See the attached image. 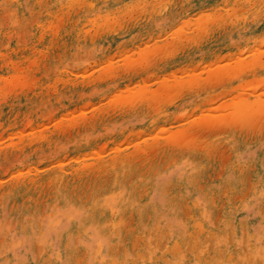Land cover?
I'll return each mask as SVG.
<instances>
[{
	"label": "rangeland",
	"instance_id": "374dc122",
	"mask_svg": "<svg viewBox=\"0 0 264 264\" xmlns=\"http://www.w3.org/2000/svg\"><path fill=\"white\" fill-rule=\"evenodd\" d=\"M58 1L59 2L56 0L55 2L54 0H0V249L1 247L3 248L8 239L12 238L15 232L18 233V230L22 227L28 226L27 232L29 233H31L32 230L36 232V230L39 229L41 235L43 232L42 229H46L48 220L54 219V217L59 214L58 210L62 207V201L61 199L59 200L61 194H58L59 184L62 182L59 177L64 175V178H68V172H70L73 166L85 163L88 164V166L90 165L85 172L73 173L71 175V179H75V181L72 182L74 187L71 190L70 199L73 200L77 206L80 205V207L86 211L91 212V208H96L95 211L100 213L101 209L105 211L101 205L103 203L108 205L113 204L111 203L112 198L118 194L115 190L110 191L112 185H116L114 184L115 179H122L127 191L131 188L132 190L130 191H140L146 180L149 179L154 182L155 179L171 171L177 164L180 165V162L186 157L191 156L192 159L195 160V164L199 162L201 166L204 165L211 171L215 170L214 172H216L212 174L214 178L209 182V185H214L218 191V196L216 197L217 208L213 219V226L214 228L221 227L223 220H225L223 216L227 206L226 199L228 200L229 195H232L233 199L237 197V201L236 199L234 200L236 203H239L241 200L244 201L249 197L250 191L253 190L252 187L255 186L254 189L258 187V182L255 180L256 174L254 173L256 172V168H254L253 171L251 165L259 164L256 163V160L248 164V161H246L248 160V156H246L248 149L242 147V137L239 136V140H236L232 135L230 138L231 133L212 131L211 128L210 130L205 128L206 130L202 129V131L197 132L195 138L188 137L190 138L189 140H186L188 138L177 137L179 140L177 138H169L172 137L173 131L177 132L180 128L195 124V122L199 120L198 117L200 115H198V113H203L204 117L214 118L218 115L228 116V114L229 117H232L234 112H236L234 109L236 108V104L234 103L235 100H233L234 98L232 97H235L236 94L231 95V93H228L226 94L227 96H224L225 98L204 99V97L211 91H219L221 87L228 82L232 85L238 83L235 80H230L235 73V69H232L236 60H234V58L237 55H239L240 59L248 58L256 53L251 49L257 45H260V49L262 48L261 51H264V47H261L262 44H264V5H262L264 0ZM86 3L89 4L90 7ZM170 3L173 4L171 5ZM144 5L145 7L143 8ZM93 7L96 8L94 9ZM159 7L161 8L159 9ZM258 7L260 8L258 9ZM150 8L151 10H149ZM152 9L154 11H152ZM158 9L162 11L159 12ZM80 10H83V12ZM198 12L199 14H197ZM242 14H244V16ZM245 14H247V16ZM252 14L254 15L252 16ZM51 16H55V18H51ZM98 16H101V18ZM93 17L94 19L91 20L90 18ZM74 21L76 23H74ZM109 21L111 23H109ZM190 21L193 26L190 24ZM182 23H184L185 26ZM106 28L109 31H107ZM196 29L198 31H196ZM212 29H215V31ZM94 30L97 32H94ZM204 31L207 33H205L206 35L203 33ZM90 32L92 33L90 34ZM193 33L194 36L192 35ZM200 34L201 36H199ZM165 40L167 41L163 42ZM83 41L86 42L84 43ZM82 44H84V46ZM172 45L175 47H171ZM59 46L61 47V51L58 50V48L60 49ZM247 48L251 51H246ZM241 49L243 51L239 53ZM152 50L153 52H151ZM235 52L237 53L236 55ZM138 53L141 55H137ZM154 53L156 54L154 55ZM166 55L168 56L166 57ZM220 56H222V59H220ZM141 57H144V59ZM156 57L157 59H155ZM145 59L148 61L145 62ZM106 61L107 63H105ZM219 61L223 64L221 65ZM207 63L212 65L211 67L213 68L209 67V65L205 66ZM190 67H192L193 70H190ZM198 67H201V70ZM216 67H222V70L225 69L222 75L219 76L218 83L216 82L218 77L207 79L209 72L216 69ZM194 68L196 71H194ZM114 69L117 70L114 71ZM130 69L132 70L130 71ZM227 69H230V71L227 72ZM189 70L191 73H189ZM199 70L200 72H198ZM149 71L150 73H148ZM183 71L189 72L185 74L182 73ZM179 72H181V76ZM195 72L196 74H194ZM112 73H116V76ZM104 74L108 75L110 78ZM173 76L174 79H172ZM156 78L160 80L158 81ZM255 79V77H250L251 81L249 83H243L246 89H251V86L256 84ZM97 81L99 82L97 83ZM36 83H39V85ZM252 83L255 84L252 85ZM247 85H249L250 88ZM134 88H136V90H134ZM167 89H171L172 91ZM141 90L150 94L148 98L143 101L144 103H134V105L133 103H128V105L117 106V100L123 97H125L124 99H126V97L128 99L129 96H136ZM119 91H121V93ZM163 91L166 92L164 93ZM196 93H199L201 97L203 96L202 98L200 97V101L196 103V105L185 104L182 107L176 106L179 103L177 101L186 100L188 102L187 97H192ZM259 94L260 92L256 93L254 96ZM57 95L58 97H56ZM114 95L115 100L113 99ZM167 96L168 98H165ZM172 96L173 98H171ZM164 98L165 100H163ZM43 101L45 102L43 103ZM150 102H153V104ZM215 102H219L220 105L224 104L223 106L225 108L222 109L225 110L224 113L220 110V114ZM114 104H116V107ZM226 104H230V106ZM203 107H208V109ZM211 107L216 108L214 109ZM154 108L159 110L156 111ZM200 108L202 109L199 112ZM226 109L229 110V113ZM202 110L204 111L202 112ZM207 110H210V112L214 114L206 113L208 112ZM93 111L95 113H93ZM62 112L64 114L67 113V117L64 116ZM68 112H71V114ZM121 113L124 115H121ZM193 113L197 115L195 116ZM72 114L76 116H72ZM164 114H169V116H171L169 122L172 123L170 124L167 122L166 125L169 123L168 126H165V124L163 125ZM258 115L254 121V126L257 130L256 128L250 130L253 132H251L252 134L248 133V136L251 134L253 137L247 136L245 140L247 142L248 140L251 141L250 144H258V147L261 146L257 148V154L258 156H264V140H262L264 139V131L261 132V130H264V113ZM155 122H158L159 126L156 125L154 128H151V123ZM161 124L165 127L161 126ZM30 127L35 129L32 130ZM175 129L177 130L175 131ZM151 131H154L155 134ZM32 133L36 136L34 137ZM140 134L141 136H139ZM124 138L127 141H132L134 138L137 139L129 144H125L126 141ZM258 138L261 140V143ZM183 139L186 140V142ZM122 140L123 142H121ZM181 141L184 143L182 144ZM116 142L121 148H125L120 149L118 146L116 147L117 144H114ZM123 144L126 146H123ZM210 144H213V147L217 149L219 153L220 151L226 153L229 151V153H231L232 149H235L233 152L235 155L231 154L230 156L223 157L218 156L215 152H213V155L209 152L210 158L208 157V159H206L205 157L207 156L204 155L205 152L203 149L206 145ZM134 145H140L141 148H139L137 153L132 154L130 149L133 148ZM151 145L153 146L150 147ZM199 145L203 146L200 147ZM142 146H144V148H142ZM181 146H187V148L184 149L186 151L184 152V156H186H183L184 159L180 158L181 155H177L176 153ZM94 147L97 148V150L94 149ZM109 147L111 151H109L110 149L108 150ZM189 147L190 151H187ZM100 148H102V150ZM103 149L106 151H103ZM143 149L146 151H142ZM128 150L131 156L127 158V161L120 162L121 164H117V162V165L115 164L114 166L111 164L116 153ZM96 151L103 153H101L102 155L99 153L96 154ZM104 152L108 153L104 154ZM84 153L89 157H84ZM77 154H80V157H78ZM238 155L243 156L242 165H245L243 168H247L249 174L248 175L246 172L243 174L242 168L238 172L235 180H241L244 183L242 186L231 185L223 181L224 170L229 163L238 159ZM58 159L60 160L57 161ZM170 161H172V163ZM85 178L89 181L92 179V181L89 182ZM207 185L208 183L203 182V189H205ZM78 194L80 197H77ZM244 194H246V196ZM238 196H243V198H239ZM185 202L187 204V201ZM114 206L116 207V205ZM183 209L186 208L183 207ZM48 210L51 211L48 212ZM219 210L221 215L217 216ZM185 211L187 212V209ZM47 213L49 214L47 215ZM91 213L94 214L97 212L93 211ZM41 214H44L43 219ZM47 218L48 220H46ZM39 220L42 221L40 222ZM11 234L13 235L11 236ZM75 240L78 242L77 238H75ZM39 253H41V250Z\"/></svg>",
	"mask_w": 264,
	"mask_h": 264
},
{
	"label": "bare ground",
	"instance_id": "6f19581e",
	"mask_svg": "<svg viewBox=\"0 0 264 264\" xmlns=\"http://www.w3.org/2000/svg\"><path fill=\"white\" fill-rule=\"evenodd\" d=\"M56 1L59 2L58 0H56ZM54 2H55V0H54ZM79 4H81V3H79ZM90 4H92V3H90ZM81 5H83V4H81ZM87 5L90 7L89 4H87ZM148 5H150V4H148ZM251 5H253V4H251ZM262 5H264V3H262ZM144 7H145V5L143 6V8ZM93 8H92V10H93ZM151 8L149 10H151ZM160 8L161 7H159V9ZM259 8L260 7H258V9ZM83 9H84V7H83ZM258 9H257V11H258ZM165 10H166V8H165ZM230 10H231V8H230ZM80 11L83 12V10H80ZM152 11H154V10L152 9ZM161 11L162 10H159V12H161ZM52 12H54V11H52ZM72 14H73V12H72ZM197 14H199V12ZM234 14H235V12H234ZM242 15L244 16V14H242ZM245 15L247 16V14H245ZM253 15L254 14H252V16ZM77 16L79 17L78 14H77ZM227 16H229V15H227ZM51 18H55V16L54 17L51 16ZM99 18H101V16ZM74 19H75V17H74ZM90 19L92 20V19H94V17L90 18ZM50 20H52V19H50ZM113 21H115V20H113ZM218 21H220V20H218ZM223 21H225V20H223ZM74 23H76V22L74 21ZM109 23H111V22L109 21ZM88 24H90V23H88ZM91 24H93V23H91ZM182 24L184 25V23H182ZM190 24H191V21H190ZM133 26H135V25H133ZM98 28H99V26H98ZM205 28H204V30H205ZM112 29H114V28H112ZM115 29H116V27H115ZM122 29H124V28H122ZM96 30H94V32ZM117 30H118V28H117ZM212 30L215 31V29H212ZM212 30H211V32H212ZM107 31H109V30L107 29ZM110 31H112V30H110ZM196 31H198V30L196 29ZM205 31L203 32L204 34L206 33ZM91 33L92 32H90V34ZM203 33H201V34H203ZM103 34H104V32H103ZM201 34L199 36H201ZM215 34H216V32H215ZM106 35H107V33H106ZM192 35L194 36V33ZM207 36H206V38H207ZM81 38H82V36H81ZM90 38H92V37H90ZM166 41L167 40H165L163 42H166ZM192 41H194V40H192ZM195 41H196V39H195ZM202 41H204V40H202ZM107 42H109V41H107ZM209 42H210V40H209ZM56 44H58V43H56ZM76 44H77V42H76ZM82 45L84 46V44H82ZM60 46H61V44H60ZM119 46H121V45H119ZM165 46H167V45H165ZM191 46H192V44H191ZM201 46H202V44H201ZM171 47H175V46L172 45ZM185 47H184V49H185ZM261 47H264V44H262ZM132 49H133V47H132ZM132 49H131V51H132ZM242 49L239 50V53L241 51H243ZM261 49H260V45L254 46L251 50L255 51L256 53H254L253 55H251L248 58L240 59L239 55H237L236 57L234 56L235 58L234 57L233 58H234V60L235 59L236 60H235V64L233 65V69L232 70L235 69L234 70L235 73H234L233 78H230V80H235L238 83L235 84V85H232V84H230L228 82L226 85L221 87V89L219 91H217V92L216 91H211L204 97V99H208V98H222L224 96H227L226 94H228V93H231V95L232 94H236L235 97L232 96L234 98V99L233 98L232 99L235 100L234 103L236 104L235 105L236 108H234L236 112H234L232 117H229V114H228L229 110L228 109H226L227 112H228L227 113L228 116L218 115V116H216L214 118L204 117L203 113H201V114L198 113V115H200L198 117L199 120L197 122H195V124L186 126L184 128H180V129H178L177 132L173 131L172 132L173 134L172 135L170 134L172 137L169 138V139L177 138V137L178 138H185V139L188 138V137H190V138L194 137L195 138L197 136V135H195L197 132L202 131V129L206 130L207 128L209 130L211 128L212 131H218V132L221 131V132H225V133H231L230 138H231L232 135H233V137L236 140H239V136L242 137V143L244 144L243 145L241 143L242 147H244V149H248V151L246 153L247 154L246 156H248L247 157L248 160H246V161H248V164H250V162L253 161V160H256V163L259 164V165H253V166L251 165V167H253L252 168L253 171H254V168H256L255 169L256 172H254L256 174V176L255 175H253V176H255V180H257V182H258L257 183L258 187L255 188V189H254L255 186L252 187L253 190L250 191L251 193L249 192L250 193V195L248 194L249 197L246 200H244V201L243 200H241V202L238 201L239 203H236L235 200H234L237 197L233 199L232 195H229L228 200L226 199L227 206H226V209L224 211V216H223V218L225 220H223V222L221 224V227L214 228V226H213V224H214L213 223V219H214L216 208H217L216 197L218 196V191H217V188H215L214 185H209V182L212 181V179L214 178V175H212V174L213 173L215 174L216 172H214L215 170L211 171L209 168H206L204 165L201 166L199 162H197L198 164H195V160H193L191 156L190 157L189 156L188 157L184 156L185 155L184 152H186L184 149H186L187 146H181L180 148H178L176 153H177V155H181L180 158H182V159H184V157H186V158L183 161L180 162V165L177 164L171 171H169L167 174H164L161 177L155 179L154 182L152 180H149V179L146 180L144 182L143 187L140 189V191H130V190H132V188L129 191H127L124 181L122 179H119V178L115 179L114 180V184H116V185L115 186L112 185V187L110 188V191L115 190L116 192H118V194L116 196H113L112 201H111V203H113V204H109L108 205V204L103 203L101 205L102 208L105 209V211H102V209H101L100 213H98V211H95L96 208H93V209L91 208V210H92L91 212H93V211L97 212V213H94V214L91 213L90 211H86L85 209L80 207V205L77 206V204L73 200L70 199L71 198L70 197V193H71L72 188L74 187L72 182L75 181V179L74 180L71 179V175L73 173H78V172H82L83 173L90 167V165L88 166V164H86V163L85 164H81V165L73 166L71 168L70 172H68L69 173L68 178L70 180L67 177L64 178V175L59 177V179L62 180V182L59 184V188H58V194L59 193L61 194L60 197H59V200L61 199V201H62V207L58 210L59 214L57 213L58 215L57 216L55 215L56 217H54V219H49V220H48V218L46 219V220H48V223H47L46 229H42L43 232L41 233V235H40V230L39 229H37L36 232H34V230H32L31 233L27 232V230L29 228L28 226L22 227L20 230H18L19 232L18 233L15 232L14 235L11 234V236L13 235V237L9 238L8 241L6 242V244L4 245V247L3 248L1 247V249H0V264H264V156L260 155L261 156L260 157L257 154V148H260L261 146L258 147V144H256V145L250 144L251 141H249L247 139L248 142H249V144H248V142L245 140V138L248 136V133L253 132V131H250V130H253V128L254 129L256 128L254 126L255 118H257L259 116L258 114L264 113V51H261ZM58 50L61 51V47H60V49L58 48ZM246 51H249V49L247 48ZM127 52H128V50H127ZM151 52H153V50ZM179 52H180V50H179ZM139 53L137 55H141ZM156 53H158V52H156ZM156 53H154V55ZM170 53H172V52H170ZM236 54L237 53L235 52V55ZM247 54H249V53H247ZM160 55H161V53H160ZM168 55H166V57ZM134 57H136V56H134ZM164 57H165V55H164ZM169 58H170V56H169ZM139 59H140V57H139ZM142 59H144V57ZM155 59H157V57ZM171 59H173V58H171ZM220 59H222V56H220ZM228 59H229V57H228ZM159 60H160V58H159ZM234 60H232V61H234ZM107 61L105 63H107ZM146 61H148V60L145 59V62ZM198 62H201V61H198ZM229 62H231V61H229ZM219 63H220V61H219ZM214 64H213V66H214ZM206 65H209V64L207 63V64H205V66ZM211 66L212 65H209V67H211ZM215 66H217V65H215ZM98 67H100V66H98ZM122 67H123V65H122ZM201 67L200 68L198 67V68L201 70ZM195 68H197V67H195ZM211 68H213V67H211ZM221 68L222 67H216V69H213L211 72H209V74L207 75V79L218 77L217 80H216V82L218 83L219 76L222 75L223 71L225 70V69L222 70ZM189 69L193 70L192 67H190ZM116 70L114 69V71H116ZM131 70L132 69H130V71ZM200 70L198 72H200ZM194 71H196V69ZM203 71H204V69H203ZM228 71H230V69H227V72ZM106 72H107V70H106ZM188 72L187 71L186 72L183 71L182 73L186 74ZM125 73H126V71H125ZM148 73H150V71ZM153 73H155V72H153ZM189 73H191V71ZM112 74H114V73H112ZM194 74H196V72ZM225 74H223V75H225ZM104 75H106V74H104ZM179 75L180 76L182 75L181 72H179ZM106 76L109 77L108 75H106ZM174 76L172 77V79H174ZM250 77H255L256 78L255 79V81H256L255 83L256 84L252 83V85L253 84H255V85L251 86V89H246V86H244L243 83H249L251 81ZM99 78H100V76H99ZM113 78H114V76H113ZM156 79L158 81L160 80L158 78H156ZM161 79H163V78H161ZM142 80H143V78H142ZM94 81H96V80H94ZM149 81H147V82H149ZM31 82H32V80H31ZM98 82L99 81H97V83ZM155 82H157V81H155ZM33 83H34V81H33ZM36 84L39 85V83H36ZM57 84H59V83H57ZM135 84H137V83H135ZM145 84H147V83H145ZM133 85H134V83H133ZM142 85H143V81H142ZM249 85H247V86H249ZM98 86H100V85H98ZM212 86H213V84H212ZM129 87H130V85H129ZM126 88H128V87H126ZM249 88H250V86H249ZM60 89H61V87H60ZM164 89H165V87H164ZM51 90H52V88H51ZM134 90H136V88H134ZM167 90H169V89H167ZM169 91H172V90L170 89ZM169 91H167V92H169ZM36 92H37V90H36ZM54 92H55V90H54ZM119 92L121 93V91H119ZM188 92H189V90H188ZM259 92H260L259 95L254 96L256 93H259ZM46 93H47V91H46ZM183 93H182V95H183ZM117 94H118V92H117ZM149 95L150 94H148L146 91L141 90L138 94H136V96H133V97L129 96V98L132 97L130 99L129 98L127 99V97H126V99H124L125 97H123V98L119 97L120 99L116 98V99H119V100L116 101V104H117V106H124L126 104L128 105V103H130V104L133 103V105H134V103H136V104L137 103H141V102L144 103L143 101L146 100ZM168 96L165 97V98H168ZM56 97H58V95ZM200 97L201 96L199 95V93H196L192 97H187L188 102L186 100L177 101L179 103L176 106L177 107H182L185 104H189V105L195 104L196 105V103H198L200 101ZM114 98H115V95H114L113 99ZM165 98L163 100H165ZM171 98H173V96ZM170 100H168V101H170ZM44 102L45 101H43V103ZM111 102H112V100H111ZM150 103L153 104V102H150ZM234 103L232 101L233 105H234ZM116 104H114L115 107H116ZM210 104H209V106H210ZM216 104H217V109L219 110V112L221 110L224 113L225 110H222V109L225 108L223 106L224 104L220 105L219 102L216 103ZM221 104H222V102H221ZM114 105H113V107H114ZM226 105L230 106V104H226ZM149 106H150V104H149ZM154 106H155V104H154ZM208 107L207 108L203 107V108L208 109ZM211 108H214V107H211ZM154 109H156V111L159 110V109L157 110V108H154ZM164 109H165V107H164ZM167 109H168V107H167ZM201 109L202 108L199 109V112L201 111ZM204 110H202V112ZM129 112H131V111H129ZM68 113L71 114V112H68ZM72 113H74V112H72ZM93 113H95V112L93 111ZM206 113H211V112L209 110ZM66 114L67 113H65L64 116H66ZM176 114H177V112H176ZM193 114H195V113H193ZM211 114L213 115L214 113H211ZM220 114H221V112H220ZM93 115H95V114H93ZM121 115H124V114L121 113ZM196 115L197 114H195V116ZM64 116H63V118H64ZM72 116H76V115L72 114ZM70 117H71V115H70ZM70 117H68V118H70ZM126 117H128V116H126ZM170 117L171 116H169V114H164V116H163V120H164L163 121V125L165 124V126H168V124L170 123L169 122ZM61 118H62V116H61ZM167 122H169V123L166 125ZM260 122H261V120H260ZM116 123H118V122H116ZM156 125L159 126L158 122L151 123V126H152L151 128H154ZM163 125L161 124V126H163ZM87 126H88V124H87ZM165 126H163V127H165ZM68 127L70 128L69 125H68ZM30 128L32 129V127H30ZM69 128H68V130H69ZM33 129H35V128H33ZM59 129H61V128H59ZM159 129H160V127H159ZM176 130L177 129H175V131ZM256 130H257V128H256ZM262 131H264V130H261V132ZM151 132H154V131H151ZM254 132H255V130H254ZM147 133H149V132H147ZM40 134H42V133H40ZM154 134H155V132H154ZM251 134H250V136H252ZM256 134H257V132H256ZM258 134H259V132H258ZM15 135H17V134H15ZM32 135H33V133H32ZM156 135H157V133H156ZM139 136H141V134ZM250 136H248V137H250ZM7 137H8V135H7ZM137 138H134V140L137 139ZM151 138H153V137H151ZM190 138H188L186 140H189ZM167 139H168V137H167ZM134 140L127 141L125 139L126 143H125V141H124V143L125 144H129V143L133 142ZM186 140H184V141L186 142ZM255 140H253V141H255ZM258 140H260V139L258 138ZM262 140H264V139H262ZM182 141H181V143L183 144L184 142H182ZM98 142H100V141H98ZM121 142H123V140ZM166 142H168V141H166ZM260 143H261V140H260ZM114 144H117L116 147L118 146V148H120V149L125 148V147L121 148L120 145H118L117 142L114 143ZM125 144H123V146ZM202 144H204V143H202ZM152 146L153 145H151L150 147H152ZM202 146H200V147H202ZM174 147H175V145H174ZM139 148H141L140 145L139 146L138 145H134L133 148L130 149L131 150L130 152L132 154H135V153L138 152ZM142 148H144V146H142ZM94 149L97 150V148H95V147H94ZM100 149L102 150V148H100ZM158 149H160V148H158ZM200 149H202V148H200ZM108 150L111 151V148L109 147ZM112 150H113V148H112ZM114 150H115V148H114ZM144 150L145 149H143L142 151H144ZM234 150L235 149H232L231 153H229V151H228V153H226V152H222V151L219 150L220 151V153H219L217 151V149H215L213 147V144L206 145V147L203 149V151L205 152L204 155L207 156V157H205L206 159H208V157L210 158L209 155H210V153L213 155V152H215L218 156H223L224 157V156H230L231 154L233 155L234 154L233 153ZM103 151H106V150L103 149ZM187 151H190V147L188 148ZM130 152L128 150V151L116 153V155H114V157L112 159L111 164L114 166L117 162H118L117 164H121L120 162L127 161V158L131 156ZM97 153H99V152L96 151V154ZM101 153H103V152H100L99 154H101ZM106 153H108V152H104V154H106ZM77 155H78V157H80V154H77ZM83 155H84V157H89V156H86L85 153ZM87 155H89V154H87ZM90 155H92V154H90ZM93 156H96V155H93ZM214 157H216V156H214ZM242 157L243 156H241V155L239 156L238 155V159H236L232 163L228 164V166L224 170L225 172H223L224 173V177H223V181L224 182L226 181L227 183H230L231 185H237V186H239V185L242 186L244 184L241 180L240 181L235 180L236 177H237V174L241 170V168H242L243 174H245V172L248 174L247 168H243V166L245 167V165H242V162H243V158ZM59 160L60 159H58L57 161H59ZM77 160H79V159H77ZM77 160H75V161H77ZM84 160H86V159H84ZM222 160H223V158H222ZM170 162L172 163V161H170ZM91 165H92V163H91ZM166 166H167V164H166ZM122 167H123V165H122ZM95 168H96V166H95ZM153 168H156V167H153ZM218 169H220V168H218ZM216 171H218V170H216ZM155 173H156V171H155ZM90 177H91V175H90ZM53 178H54V176H53ZM79 179H80V177H79ZM110 179H108V180H110ZM86 180H88V179H86ZM255 180L253 179V182ZM32 181H34V180H32ZM91 181H92V179H91ZM91 181H89V182H91ZM29 182H30V180H29ZM97 182H99V181H97ZM203 182L208 183V185L206 186L205 189H203L204 186L202 187ZM248 184H249V182H248ZM107 185H108V183H107ZM98 187H99V185H98ZM28 188H29V185H28ZM246 194H244V195L246 196ZM78 196H79V194L77 195V197ZM240 197L243 198V196H240ZM185 201H187V204H186ZM236 201H237V199H236ZM21 203H22V201H21ZM114 205H116V207ZM183 207H185L187 209V212L185 211L186 209H183ZM221 207H222V205H221ZM97 208H98V206H97ZM50 211L51 210H48V212H50ZM48 214L49 213H47V215ZM219 215H221L220 214V210H219V214L217 213V216H219ZM43 216H44V214L42 215V219H43ZM110 222H112V223H110ZM215 222H216V220H215ZM4 228H5V226H4ZM74 237L78 239V242L75 240ZM38 244H39V246H38ZM121 248H122V250H121ZM40 250H41V253H39Z\"/></svg>",
	"mask_w": 264,
	"mask_h": 264
}]
</instances>
